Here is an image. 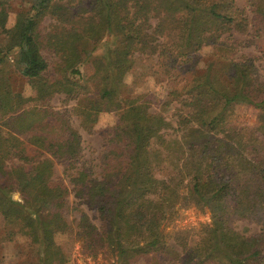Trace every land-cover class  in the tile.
Here are the masks:
<instances>
[{"label": "trees", "instance_id": "16d2710c", "mask_svg": "<svg viewBox=\"0 0 264 264\" xmlns=\"http://www.w3.org/2000/svg\"><path fill=\"white\" fill-rule=\"evenodd\" d=\"M7 1L0 0L3 28ZM28 1L13 28H5L9 40L0 48V236L28 239L16 264H67L73 242L89 254L109 251L117 264H264V138L262 157L241 152L235 173L219 169L237 141L244 150L247 134L264 137V80L252 58L233 57L234 47L225 43L235 33H264V0H249L248 8L237 0ZM47 15L59 26L46 41L39 26ZM45 43L59 58L53 77ZM208 45L215 56L203 71L196 63L186 69ZM10 54L15 72L29 80L30 96L10 85ZM140 55L158 58L171 87L167 100L177 103L175 127L151 109L153 95L126 88ZM60 92L82 100L73 112L85 129L104 111L118 116L99 171L86 165L82 135L68 113L26 107ZM239 104L247 111L238 112ZM172 128L181 129L185 142L166 137ZM56 163L64 164L72 187L54 178ZM72 192L98 213L99 223L82 210L69 221ZM178 205L212 213V223L182 251L167 245L162 231ZM234 217L254 220L261 230L243 233Z\"/></svg>", "mask_w": 264, "mask_h": 264}, {"label": "rangeland", "instance_id": "374dc122", "mask_svg": "<svg viewBox=\"0 0 264 264\" xmlns=\"http://www.w3.org/2000/svg\"><path fill=\"white\" fill-rule=\"evenodd\" d=\"M68 1V0H64ZM79 1V0H75ZM237 4L241 8H248L249 0H237ZM7 10V17L5 22V28L10 29L16 23L18 14L24 10H28L30 3L28 0H8L5 4ZM59 22L54 16L47 15L40 23L39 30L41 37L47 38L57 29ZM5 28L0 25V48L6 47L9 37ZM251 31V30H250ZM112 41V38L110 39ZM225 43L232 44L234 49L232 50V56L235 58H252L256 65V73L260 79L264 80V33L260 37H255L251 33H235L231 38H225ZM103 50V49H102ZM98 50V52H102ZM214 46H205L200 51L195 53L190 62L185 64V68L192 66L196 63V70L203 71V67L209 64V61L214 58L215 52ZM43 52L50 64L47 71V75L50 77L59 74L55 64L59 61L58 56L51 49L48 43H45ZM7 67L13 70V77L10 80V85L16 91H23L25 96H30L33 93V89L29 83V80L22 77L19 72H15L16 64L15 57L10 54ZM157 57H151L148 55H140L136 59L135 67L129 74H127L125 81L127 83L126 88L128 91L137 95L138 93H150L153 95L154 103L152 104V110L164 114L167 119L174 125H177V103H169L167 100V93L171 89L168 87V81L165 77L161 76L159 70V63L156 61ZM7 62V61H6ZM3 66V64L1 65ZM0 66V67H1ZM218 66H221L219 64ZM78 78V76H76ZM57 78V77H56ZM171 84V83H170ZM183 84V83H182ZM82 100L75 96H68L66 93H56L49 101H42L36 103L34 101L28 102L26 107L31 108L37 106H44L46 108L53 109L54 111L66 112L72 122V125L79 130L82 135V147H83V159L86 165L92 167V170L99 171L100 163V151L104 147L107 137V131L111 127L117 124L118 116L115 111H104L99 114L98 119L93 123L90 129H85L82 125L81 118L73 112L75 106ZM179 107V105H178ZM238 112H246L247 108L244 104L236 106ZM222 136V135H220ZM167 138L177 139L180 143L185 142V138H182V131L177 129H170L168 131ZM248 140L246 145L247 149H240L241 143L237 141L235 146L236 151L232 156H229L230 160L227 164L222 163L219 167L220 171L235 173V165H239L236 160L237 155L240 158V153H243L250 158L262 157L263 153H260L259 147L263 140L261 133H255L254 135L247 134L245 136ZM237 137L235 138V140ZM234 140V141H235ZM216 142H219L216 139ZM252 145H257V150L252 148ZM199 149V146H196ZM263 152V151H262ZM236 154V155H235ZM210 155V154H209ZM240 161V160H239ZM246 161V160H245ZM245 161L241 164L244 165ZM259 161V160H258ZM241 162V161H240ZM218 163L216 159V164ZM96 173V172H95ZM161 177L168 175L167 171L159 174ZM54 178L65 179L70 187L72 184L68 181L64 173V164L56 163ZM15 197H18L15 195ZM68 208L65 213L69 221H74L79 216V210L86 212L95 223H99L98 213L91 209L87 203L83 202V199L77 197L74 192L68 196ZM212 223V213L209 208L201 209L196 205L183 206L178 205L177 211L167 219L163 226L162 231L167 240V245H171L176 250L182 251L183 246L192 244L198 237L197 232L205 225ZM235 228L243 233L251 234L261 230V224L251 220L249 218H235L233 221ZM63 244L69 240L67 236L58 237ZM28 239L26 237H18L16 240H4L0 236V256L4 257V264H16L20 258L23 248L27 246ZM117 257L109 251L103 250L96 254H89L82 250L80 243L73 242L70 247L69 261L67 264H117ZM165 264H174L167 259Z\"/></svg>", "mask_w": 264, "mask_h": 264}]
</instances>
